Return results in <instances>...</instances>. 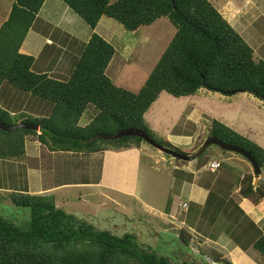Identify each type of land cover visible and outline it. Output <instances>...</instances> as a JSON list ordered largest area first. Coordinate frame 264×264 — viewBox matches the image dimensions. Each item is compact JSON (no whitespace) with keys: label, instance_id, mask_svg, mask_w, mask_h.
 Listing matches in <instances>:
<instances>
[{"label":"trees","instance_id":"16d2710c","mask_svg":"<svg viewBox=\"0 0 264 264\" xmlns=\"http://www.w3.org/2000/svg\"><path fill=\"white\" fill-rule=\"evenodd\" d=\"M45 1L12 0L10 13L0 26V89L10 85L21 96H31L48 106L42 114L14 116L0 108L6 126L27 122L39 128L0 130V160L23 158L29 138L49 152L85 157L107 150L140 148L143 141L137 137L100 139L129 128L145 132L163 146L144 117L162 93L186 98L204 89L226 97L248 94L264 101V61L254 59L250 45L208 0H60L93 31L66 78L38 72L36 60L20 52ZM102 18L130 33L167 18L176 30L138 92L116 86L106 74L116 50L95 33ZM86 115L89 122L81 125ZM212 137L249 153L260 172L264 169V148L248 137L217 120L211 122L207 139ZM163 141V147L190 160L196 157L202 166L207 164L201 158L211 146L202 154L195 150L190 156L191 151ZM253 178L248 175L243 179L239 194L256 205L264 201V183L254 188ZM7 200L29 210V223L21 228L0 217V264H179L138 243L130 233L96 227L64 211L53 197L19 192L10 193ZM179 232V240L189 244L186 233ZM251 249L264 259V234L253 241ZM218 259L213 261L232 264Z\"/></svg>","mask_w":264,"mask_h":264},{"label":"rangeland","instance_id":"374dc122","mask_svg":"<svg viewBox=\"0 0 264 264\" xmlns=\"http://www.w3.org/2000/svg\"><path fill=\"white\" fill-rule=\"evenodd\" d=\"M2 1L3 5L0 4V10L4 12L6 10V0ZM58 1L59 0H56L57 3H61V1ZM208 1L214 5L224 19H226V21L250 45L254 51V59L256 61H264V0ZM49 3H52V0H49ZM72 17L75 19L74 16ZM3 20V16H0L1 23L4 22ZM79 23L86 27L90 39L93 31L82 21ZM104 23H110V25H105ZM67 24L66 22L65 25ZM175 32V28L167 18H161L150 26L142 27L136 33L127 32L118 23L103 18L102 22L100 24L98 23L97 32L95 33L104 38V40H107L108 43L110 42L116 49V56L113 62L110 63L109 69L106 71L111 81L118 87H122L134 93L138 92L169 46ZM78 47L79 49L83 48V46L79 45ZM0 93V108L4 110L7 108L12 109L17 104L31 98V96H21L7 84L1 87ZM3 93H6L4 97ZM2 99H6L7 103L5 105L2 104ZM32 101H35L36 105H45L43 102L34 98H31V103ZM45 107L48 106L45 105ZM151 107L154 110L152 111L151 109L147 112L148 114H146L145 120L150 130L158 137L155 138L163 146H166L163 140L167 139L165 137L169 138L170 135L191 136L195 131H201V141L198 142L196 146V151L198 150L197 152H199L201 149L200 147L207 140L206 137L209 135L211 122L213 120H225V113H228L227 120L232 119L227 123L232 124L234 127L235 124H237V128H240L242 133L241 135L245 136L244 134H246V136L252 140L254 139L264 144L262 143L264 142V101L258 100L248 94H237L226 97L218 93H212L201 89L194 97L174 98L167 93H162ZM195 113L196 116L200 117V122L195 123L196 125L194 126L187 123V126L185 124L186 116ZM88 122L89 115H86L81 120L80 124L85 125ZM168 141L170 142V140ZM142 146L153 154L161 155V157L171 165L168 167V172L165 173L164 171H160L155 173L154 170H150L153 161H148L146 154L142 152V161L139 168V177L137 179L139 183L138 196H136V198L124 197L119 193L109 192L108 190L110 188H105L106 192L100 189L88 191L87 189L81 190L77 188L67 191V194H65V201L62 203L57 202V205L63 208L64 211L80 219H84L96 227H107V229L118 234L130 233L136 237L138 243L151 248L157 253L166 254L174 263L189 264L192 262L193 264H220L213 261V259L217 260V257L220 258L218 260L230 262L229 257L224 252L219 251L218 248L212 247V245L195 243L193 239L189 244L188 242L187 245L183 244L178 238L180 233L179 229H184L187 234V227L180 228L178 227L179 225L171 224L170 221L166 222V226H164L157 214L154 213L152 209L145 207L146 205L153 206L162 212L165 211L164 206L165 204L167 205L166 201L172 194L169 186V182L171 181L170 176L175 175L173 165L177 161L165 156V154L144 142ZM211 147L210 149L214 153V156H211L210 150H208L201 158L202 160L210 162L212 158L216 156L217 152L221 151L216 146ZM129 150H131V148L107 150L105 152L121 153ZM194 153L195 150L190 153V156ZM226 153L231 154V152ZM234 156L246 161L241 155L234 153ZM86 160L95 163L93 164V168L91 167V178L92 176L95 178L101 177L103 173V170L101 171V158L95 156L92 158H85L84 161ZM88 162L84 165V168L81 167L80 170H74L72 168V170L75 171L72 172V179L79 180L88 176ZM221 163L222 170L225 166H228V162L222 161ZM128 169L129 168L126 170L123 169L118 176L109 179V184L111 186L116 185L117 182L120 183L121 179H124L126 183L129 182L128 179L132 177V174H130ZM124 176H127V178ZM224 195H226V193H224ZM113 197L117 198V204L112 203L111 200ZM7 199L8 195L0 191V217L14 222L18 227L27 228L29 223V210L13 206ZM181 205L182 204H180V207ZM230 213L231 211L226 216V213L221 211L219 213L218 222L224 223V221H227ZM206 214L208 213L205 212V215ZM124 215H128V217L123 220L122 217ZM197 215L198 210H196V216ZM115 227L118 229L116 230ZM217 232H219V230ZM251 243H253V241ZM250 252L252 256L250 257L253 261V258H257L260 260L261 264H264V259H262L257 252L252 251V249ZM211 256H213V258ZM240 262L242 264H252L243 262V260H240Z\"/></svg>","mask_w":264,"mask_h":264},{"label":"crops","instance_id":"0c3cea01","mask_svg":"<svg viewBox=\"0 0 264 264\" xmlns=\"http://www.w3.org/2000/svg\"><path fill=\"white\" fill-rule=\"evenodd\" d=\"M2 3L3 1L0 0L1 5H3ZM11 5L12 0H6V10L4 12L0 10V16H3L4 22L10 13ZM102 20L103 18L99 24ZM66 22L67 25H65ZM79 22L81 21L62 2L57 3L56 0H52V3H49V0H46L20 52L32 56L36 60L35 66H37L38 72L46 73L55 78L68 77L72 62L79 56L81 51L78 45L82 46L89 39L86 27ZM2 24L0 22V26ZM104 24L110 25V23ZM97 28L98 25L95 32H97ZM113 59L110 63L113 62ZM5 94L3 93V97ZM2 101L3 105L7 103L6 99H2ZM10 109L7 108L5 111L11 116L26 113L37 115L47 111L45 105H36L35 101L31 103V98L17 104L11 111ZM227 117L228 113H225V120H218L242 134L240 128H237V124L234 127L232 124L227 123L232 120H227ZM199 122L200 117L196 116V113L186 116V125L190 123L194 126L195 123ZM200 133L202 132L195 131L191 136L175 134V136L170 135L169 138H165L182 151L193 152L196 150L197 143L201 141ZM244 135L246 136V134ZM254 142L264 148V144L257 140H254ZM25 150V156L19 160H0V191L7 195L21 192L36 196H50L61 203L65 201L67 191L77 188L87 189L88 191L100 189L105 192L106 189L110 188L109 192L119 193L124 197L136 198L138 196L139 183L137 179L142 161V152L146 154L148 161H153L151 164L153 167L151 166L150 170H154L155 173L160 171L166 173L169 170V165H171L161 155L147 151L144 146L131 148L127 152H103L99 155L85 157L80 154L49 152L37 141L29 138L25 141ZM209 152L211 156H214L211 149ZM95 156L102 160L101 171L103 170V173L101 177L95 178L92 176L91 178V170L95 163L84 161V159ZM222 161L228 162V166H225L223 170ZM87 162L88 176L79 180L72 179V172H75L72 168L80 170L81 167L84 168ZM212 163L219 164L214 172L210 169ZM127 168L132 174V177L128 179L129 182L126 183L124 179H121L120 183L117 182L116 185L111 186L109 179L118 176L123 169L126 170ZM173 171L175 175L170 176L171 181L169 182L172 194L166 201L165 211L162 212L156 207L143 205L148 209H152L164 226H166V222L170 221L171 224L179 225L180 228L187 227V239H190V241L193 239L195 243L208 244L216 249L218 248L219 251L224 252L229 257L231 263L242 264L240 260H243L247 263L261 264L257 258H253L254 261L252 260L250 251L251 242L264 234V201L252 205L248 200L240 197L239 194L241 186H243V179L248 175L255 177L251 163L234 156L232 152L230 154L219 151L206 165H200L197 159L184 164L176 162L173 165ZM124 177L127 178V176ZM254 180L255 178H253L254 188L260 183H264V169L259 175L257 185H254ZM111 201L117 204L118 200L113 197ZM183 203L187 204V208L182 209L180 207V204ZM196 210H198L197 216ZM221 211H224L226 216L231 211L229 219L224 223L218 222ZM205 212L209 215H205ZM126 217L128 215H124L122 219L124 220ZM115 229L118 228L115 227ZM218 230L219 232H217ZM179 231H184V229H179Z\"/></svg>","mask_w":264,"mask_h":264},{"label":"water","instance_id":"95a60500","mask_svg":"<svg viewBox=\"0 0 264 264\" xmlns=\"http://www.w3.org/2000/svg\"><path fill=\"white\" fill-rule=\"evenodd\" d=\"M38 129H39L38 126H35V125H33L31 123H27V122H19L13 126H6L0 118V130L3 132H12V131H16V130L38 131ZM122 137H137V138L141 139L143 142H145L146 144L153 147L154 149L160 151L161 153H163L165 155L170 156L173 159H177V160H180L183 162L190 161V157L179 154V153L174 152V151H171V150L157 144L152 139H150L145 132L140 131V130H136L134 128H129V129L122 131V132H120L114 136H111V137H100V139L114 140V139H119ZM210 146H217L224 151L236 153L238 155H241L246 160H248L251 163L253 170H254V175H255L254 185H257L258 178H259V175L261 172H260L259 168L257 167L256 162L254 161V158L249 153H247L244 150H241V149H239V148H237L231 144L223 143V142L219 141L218 139L212 137V138H208L203 143V145H202V147H201V149L197 155L202 154L205 151V149L207 147H210Z\"/></svg>","mask_w":264,"mask_h":264},{"label":"built area","instance_id":"2783aa9c","mask_svg":"<svg viewBox=\"0 0 264 264\" xmlns=\"http://www.w3.org/2000/svg\"><path fill=\"white\" fill-rule=\"evenodd\" d=\"M219 167V164L218 163H212L211 165H210V169H211V171L212 172H214V170L216 169V168H218ZM181 207L182 208H187V204L186 203H183L182 205H181Z\"/></svg>","mask_w":264,"mask_h":264}]
</instances>
